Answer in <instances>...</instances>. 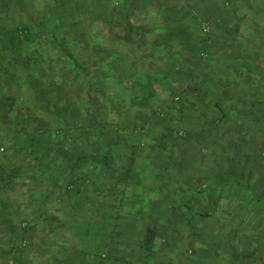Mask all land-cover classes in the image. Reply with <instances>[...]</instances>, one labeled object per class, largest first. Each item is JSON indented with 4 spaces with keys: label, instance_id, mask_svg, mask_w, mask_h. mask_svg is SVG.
<instances>
[{
    "label": "rangeland",
    "instance_id": "obj_1",
    "mask_svg": "<svg viewBox=\"0 0 264 264\" xmlns=\"http://www.w3.org/2000/svg\"><path fill=\"white\" fill-rule=\"evenodd\" d=\"M20 22L56 24L64 38L42 39L30 81L0 74L4 193H42L64 163L77 176L70 169L56 188L69 197L78 179L93 196L89 187L118 181L117 171L69 160L101 153L132 163L134 177L101 193L99 207L134 220L144 249L154 240L156 264H264V0H0V28ZM221 175L240 184L207 182ZM196 181L180 206V190ZM102 210L68 207L56 233L70 236L68 224ZM118 224L119 238L128 227Z\"/></svg>",
    "mask_w": 264,
    "mask_h": 264
},
{
    "label": "crops",
    "instance_id": "obj_2",
    "mask_svg": "<svg viewBox=\"0 0 264 264\" xmlns=\"http://www.w3.org/2000/svg\"><path fill=\"white\" fill-rule=\"evenodd\" d=\"M221 34L219 33L218 36ZM218 39L220 41V38ZM69 161L78 162V157ZM60 162L62 163V160ZM63 165L64 163L59 166L62 167L60 172L64 176L58 179L51 176L52 180L50 178L49 182L42 186V193L24 195L23 192L19 199H16L14 194L4 193L3 189H0V264H156V256L153 253L156 252L155 242L153 240L147 243L144 249L141 241L143 236L135 233V228L132 227L134 220H120L121 224L126 222L128 227L125 229L127 233L123 232L124 234L119 236L127 240L123 242L116 236V228L113 233L105 235L80 233L77 226L86 224L83 219L81 223L67 225L75 228V232L70 236L56 233L55 229L65 226L64 216L62 217L65 209L77 207V210L83 211L84 203L88 201L97 208L101 205L100 202L105 204L106 197H103V194L110 195L113 184L121 185L116 189L123 188V183L119 181L111 183V180H98L95 184H103L102 187L101 185L89 187L94 195L84 197L83 192L78 190L81 186L77 184L78 179H76L78 188L72 192L73 195L67 197L62 185L58 187L59 189L55 185V183H65L66 181L62 180L65 176L69 179L67 174L70 168L68 171L66 165ZM97 166V164L92 165L95 172ZM70 172L77 176V172L72 170ZM15 192L20 193L18 190ZM84 193L86 195V192ZM101 193L103 194L100 196ZM25 197L31 199L27 201ZM111 205L109 203L107 207Z\"/></svg>",
    "mask_w": 264,
    "mask_h": 264
},
{
    "label": "trees",
    "instance_id": "obj_3",
    "mask_svg": "<svg viewBox=\"0 0 264 264\" xmlns=\"http://www.w3.org/2000/svg\"><path fill=\"white\" fill-rule=\"evenodd\" d=\"M36 27V25H35ZM35 27H32L29 25L27 22H20L17 25L13 27H8V28H0V58L5 60V63L3 65H0V74H3V82H9L15 83V82H22V81H30L31 77L35 74L34 68H37V71L42 69L41 67V62L44 59V54L40 52V47L42 44V39L46 38H53L57 37L55 34V31L57 30V26L51 25L50 27H40V25H37V29ZM64 37L60 36L57 37L56 40H62ZM63 55L65 56L66 60L70 62L71 65H74L76 67H80V64L76 61L74 55L69 52V51H64ZM19 63L20 66L16 67V63ZM1 62V61H0ZM4 84V83H3ZM140 101L146 103L148 99H150L151 95L149 94H138ZM132 97H135L132 95ZM106 154V153H104ZM101 156V157H100ZM78 161L85 160L88 162H98L100 163L104 168H109L114 171H117V179L120 183L124 182H131L133 179V171L132 168L133 165L132 163H128L126 165L116 163L115 161H111L108 156L102 157V154L99 153L98 156H83L82 154H77ZM75 157L72 156V159H75ZM71 160V159H70ZM60 162V161H59ZM58 163V162H57ZM58 164H61L58 163ZM72 167V166H70ZM72 171L73 169L70 168ZM204 178V177H203ZM207 178H211L207 182H210V184L215 181L213 180L214 178H218L215 182L217 183H228L229 181L232 182L233 179L238 180L237 177L235 176H226V175H221L220 177L218 176H208ZM63 181H67V177H63ZM205 179H202L201 181L203 182ZM200 182V181H199ZM196 181L195 184L191 183V185L185 187L181 191V196L183 197L182 201H177V203L183 205L184 207H189V204L191 201V198H187V194L190 193L196 185H200V183ZM206 182V183H207ZM210 184H206V187H208ZM235 184H240L239 181ZM121 186V185H116V187ZM246 186L249 187V184L246 183ZM250 188V187H249ZM185 190V191H184ZM183 192V193H182ZM120 194V193H119ZM174 201V202H175ZM258 202H263L264 203V198L263 197H257ZM172 206L176 205L172 202ZM178 204V205H179ZM145 207V206H144ZM98 210H102V208L97 207ZM102 216L97 217L94 222H85V225H82L81 227L77 226L79 229L80 233L83 234H89L91 233L94 234H111L113 233L114 228L119 226L117 223L118 221L120 222V216H118L117 211L115 212L111 210V208H107L104 211H101ZM99 218V219H98ZM118 220V221H117ZM117 221V222H116ZM94 232H93V231ZM110 231V232H109ZM121 233V232H120ZM119 233V236H120ZM103 235V236H104ZM122 235V233H121ZM118 237V236H117ZM116 237V238H117ZM118 240V238H117ZM108 245V242L106 243V246ZM231 256H233L236 259H242L244 257L250 256V253H240V252H232Z\"/></svg>",
    "mask_w": 264,
    "mask_h": 264
}]
</instances>
